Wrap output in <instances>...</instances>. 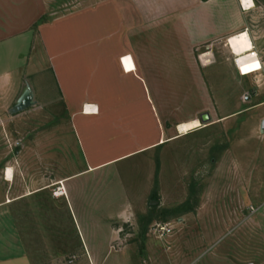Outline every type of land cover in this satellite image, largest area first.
I'll return each mask as SVG.
<instances>
[{
	"label": "rangeland",
	"instance_id": "obj_1",
	"mask_svg": "<svg viewBox=\"0 0 264 264\" xmlns=\"http://www.w3.org/2000/svg\"><path fill=\"white\" fill-rule=\"evenodd\" d=\"M254 2L243 31L257 68H238L228 40L209 42L199 52L210 54L197 55L200 67L210 62L201 74L174 76L166 93V136L206 112L211 123L69 178L72 197L55 195V172L102 158L80 147L32 40L0 46V74L11 71L26 92H0V197L9 184L23 182L26 193L47 186L6 205L17 238H4L0 263L18 264L20 252L26 264H264V0ZM9 166L19 170L6 183ZM163 224L172 229L164 237L156 231ZM13 241L22 249H10Z\"/></svg>",
	"mask_w": 264,
	"mask_h": 264
},
{
	"label": "crops",
	"instance_id": "obj_2",
	"mask_svg": "<svg viewBox=\"0 0 264 264\" xmlns=\"http://www.w3.org/2000/svg\"><path fill=\"white\" fill-rule=\"evenodd\" d=\"M250 10L241 0H0V46L32 40L30 53L39 52L48 63L57 102L67 111L80 147L88 157L102 158L90 160L82 171L55 172V184L64 187L65 196L72 197L69 178L186 135L179 130L182 124L201 123V117L177 122L178 134L166 136L172 125L166 122V110L172 108L166 93L173 92L174 76H198L210 63L199 66L198 53L201 59L210 54L199 52L202 45L243 32L250 37L243 31ZM23 84L14 82L11 71L0 74V92L9 87L26 94ZM36 102L43 107L37 98ZM202 127L201 123L189 133ZM9 167L14 169L12 181L7 179ZM9 167L6 183L14 182L19 170ZM46 188L26 193L23 182L4 188L0 247L8 246L4 238L9 233L17 238L6 205ZM11 192L16 193L13 198ZM130 209L124 207L120 214ZM16 244L21 250L14 241L10 249ZM20 256L18 264H26Z\"/></svg>",
	"mask_w": 264,
	"mask_h": 264
},
{
	"label": "bare ground",
	"instance_id": "obj_3",
	"mask_svg": "<svg viewBox=\"0 0 264 264\" xmlns=\"http://www.w3.org/2000/svg\"><path fill=\"white\" fill-rule=\"evenodd\" d=\"M245 2L247 9L254 8V0H243V3ZM248 2V3H247ZM245 7V6H244ZM228 44L230 49L232 50V53L237 56V67L238 68H246V67H256L259 65V58L257 57L256 53H253V43L250 37L248 36L247 32H243L241 34H238L236 36L231 37L228 40ZM201 126V123L199 121H194L191 123H185L180 125V132L181 133H189V131L198 128ZM7 179L9 181H12L14 179V169L12 167H9L7 169ZM65 193H60L58 196H63Z\"/></svg>",
	"mask_w": 264,
	"mask_h": 264
},
{
	"label": "built area",
	"instance_id": "obj_4",
	"mask_svg": "<svg viewBox=\"0 0 264 264\" xmlns=\"http://www.w3.org/2000/svg\"><path fill=\"white\" fill-rule=\"evenodd\" d=\"M241 4L242 5L244 4L243 0H241ZM253 53H255V52H253ZM65 192L66 191H65L64 187L62 185H60L58 187V189L55 191V195L58 196V195H60V193H65ZM156 231L162 237L172 233V229L168 226V224H163V225L157 226Z\"/></svg>",
	"mask_w": 264,
	"mask_h": 264
},
{
	"label": "water",
	"instance_id": "obj_5",
	"mask_svg": "<svg viewBox=\"0 0 264 264\" xmlns=\"http://www.w3.org/2000/svg\"><path fill=\"white\" fill-rule=\"evenodd\" d=\"M27 106H28V104H21V105L16 106L15 109L16 110H21V109H25ZM201 122L204 125H208V124L211 123V116H210V114L208 112L203 113L201 115ZM261 129H262V131H264V120L262 122Z\"/></svg>",
	"mask_w": 264,
	"mask_h": 264
}]
</instances>
